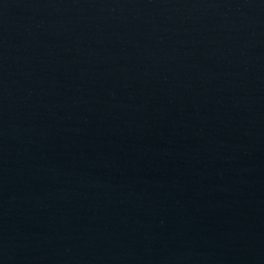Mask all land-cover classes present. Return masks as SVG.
Here are the masks:
<instances>
[{
  "label": "water",
  "instance_id": "water-1",
  "mask_svg": "<svg viewBox=\"0 0 264 264\" xmlns=\"http://www.w3.org/2000/svg\"><path fill=\"white\" fill-rule=\"evenodd\" d=\"M0 264H264V0H0Z\"/></svg>",
  "mask_w": 264,
  "mask_h": 264
}]
</instances>
